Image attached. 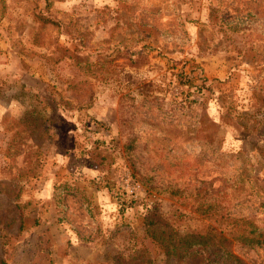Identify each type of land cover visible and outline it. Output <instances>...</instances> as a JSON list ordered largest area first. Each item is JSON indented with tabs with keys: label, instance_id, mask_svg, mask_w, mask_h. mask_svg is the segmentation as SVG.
Wrapping results in <instances>:
<instances>
[{
	"label": "rangeland",
	"instance_id": "374dc122",
	"mask_svg": "<svg viewBox=\"0 0 264 264\" xmlns=\"http://www.w3.org/2000/svg\"><path fill=\"white\" fill-rule=\"evenodd\" d=\"M0 63V264H172L171 182L264 224V0H0Z\"/></svg>",
	"mask_w": 264,
	"mask_h": 264
},
{
	"label": "trees",
	"instance_id": "16d2710c",
	"mask_svg": "<svg viewBox=\"0 0 264 264\" xmlns=\"http://www.w3.org/2000/svg\"><path fill=\"white\" fill-rule=\"evenodd\" d=\"M234 182L223 190H216L205 181H194L192 186L185 182L168 185L172 194H186L198 204L201 216L218 224L205 234H187L171 245L168 242L176 239V230L149 217L147 233L151 239L169 244L172 264H187V260L195 258H200L201 264H245L241 257L244 252L264 250V224L233 212L242 203V198L232 199L227 191Z\"/></svg>",
	"mask_w": 264,
	"mask_h": 264
},
{
	"label": "crops",
	"instance_id": "0c3cea01",
	"mask_svg": "<svg viewBox=\"0 0 264 264\" xmlns=\"http://www.w3.org/2000/svg\"><path fill=\"white\" fill-rule=\"evenodd\" d=\"M5 68L4 66L0 63V74H4ZM2 114V111L0 110V115Z\"/></svg>",
	"mask_w": 264,
	"mask_h": 264
}]
</instances>
